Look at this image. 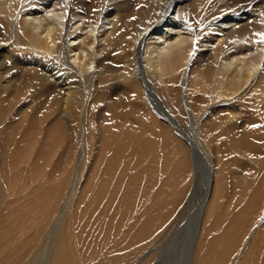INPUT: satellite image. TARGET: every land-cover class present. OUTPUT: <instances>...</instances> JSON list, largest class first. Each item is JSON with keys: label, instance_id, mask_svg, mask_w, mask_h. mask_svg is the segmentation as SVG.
I'll use <instances>...</instances> for the list:
<instances>
[{"label": "bare ground", "instance_id": "6f19581e", "mask_svg": "<svg viewBox=\"0 0 264 264\" xmlns=\"http://www.w3.org/2000/svg\"><path fill=\"white\" fill-rule=\"evenodd\" d=\"M185 1L0 0V264H264V0Z\"/></svg>", "mask_w": 264, "mask_h": 264}, {"label": "rangeland", "instance_id": "374dc122", "mask_svg": "<svg viewBox=\"0 0 264 264\" xmlns=\"http://www.w3.org/2000/svg\"><path fill=\"white\" fill-rule=\"evenodd\" d=\"M188 0H186L185 2L186 3H188L187 2ZM186 3H184V4H186ZM199 10H200V8H198V12H199ZM186 11V10H185ZM200 11H202V8H201V10ZM239 13H242V12H239ZM183 15L185 16V17H187L188 19H190L194 24H198L200 21L197 19V18H195L194 16H198L197 14L196 15H193V13H189V9H188V11H186V12H183ZM188 15V16H187ZM244 15V14H243ZM190 16V17H189ZM201 16H202V14H201ZM240 16H242V14H240ZM203 17V16H202ZM216 17V16H215ZM217 19H218V17H216ZM223 18H226V17H223ZM222 18V19H223ZM201 20V19H200ZM205 20V19H204ZM220 21H222L221 19H220ZM206 22H208V19H207V21H205V23ZM218 23H220V22H218ZM3 45H5L4 43V41L3 42H1ZM201 49H203V48H201ZM116 53H119L118 51H116ZM21 57L24 59V57H25V55H21ZM49 63V62H48ZM7 65L9 64V62L8 63H6ZM118 66V65H117ZM185 93V92H184ZM183 93V94H184ZM176 109V108H175ZM177 110V109H176ZM65 159V160H64ZM66 159L67 158H63V160L64 161H66ZM63 161V162H64ZM21 162V163H20ZM19 162V160H17V162L15 161L14 162V164H16L15 165V168L16 167H18L17 169L19 170L20 168H22V166L19 168V166L20 165H23L22 164V161H20ZM52 162H54V161H52ZM17 164H20L19 166L17 165ZM53 164V163H52ZM64 165H65V163H64ZM64 165H62V169H60V171L59 172H61V171H63V168H64ZM14 168V167H13ZM16 169V171H18ZM12 171V170H11ZM58 172V173H59ZM226 173V172H225ZM58 175V174H57ZM224 175V174H223ZM248 180H250L249 178H247ZM215 180V179H214ZM226 183V186H224V191H226V195L224 196L222 193L221 194H219V196H218V200L216 201V205H215V207H208V203L206 204V207L204 208L205 209V213H207L208 212V209L210 208H212V212H218V213H221L222 212V210H223V208H225V206H226V203H225V201L226 202H228V203H230V202H232L231 204H230V207L228 206L227 208H229V209H231V208H233V205H237L240 201L238 200V198H241L240 200H242L243 202H244V200H243V197H240L239 195H236V196H233L235 193H233V194H231L232 193V190H233V188H231L232 187V184L230 185V184H228V182H225ZM230 185V186H229ZM216 188V184H215V181H214V185H213V191H212V197H214L215 196V193H216V191H215V188ZM231 188V189H230ZM226 189V190H225ZM202 188H200L199 189V187L197 188V192H195V190H193V196H195L194 197V199L198 196H200L201 195V193H202ZM231 191V192H230ZM229 195V196H228ZM231 195V196H230ZM192 196V197H193ZM210 196V197H211ZM233 196V197H232ZM226 197V198H225ZM193 199V200H194ZM200 199V198H199ZM192 200V201H193ZM197 200H198V198H197ZM197 200H196V205H195V203L192 205V209L190 210V212H189V214H191L192 216H194V214L197 212V208L199 207V202L197 203ZM232 200V201H231ZM239 201V202H238ZM242 203V202H241ZM240 203V204H241ZM221 206H223V207H221ZM239 207V206H238ZM195 208H196V210H195ZM218 208V209H217ZM222 208V209H221ZM238 209V208H237ZM241 209V208H240ZM207 210V211H206ZM214 214V213H213ZM93 216H94V214H93ZM255 217V216H254ZM253 217V219H251L249 222H248V224L247 225H251L252 223H253V221L254 222H258L259 221V219H260V217L262 218V219H264V216L262 217V216H259V217H255L254 218ZM92 218V219H91ZM95 218L96 217H88V214L86 215V217H85V221L87 222V221H91V220H94V222L96 223V220H95ZM213 218V216H210V218L207 220L208 221V223H206V225L208 224H210L211 223V221L213 220L212 219ZM183 220H181L180 221V223H179V225H181L182 223H185L186 222V220H187V216H186V220H185V216H184V218H182ZM206 220V219H205ZM204 221V220H203ZM94 223V225H95V229H94V232H93V235H92V241L90 240V243H91V245L93 246V239H94V236H95V238L97 239V241H100L101 240V237L99 236V232H102L101 230H103L104 231V229L106 228V221H99L98 220V223L97 224H95ZM106 225V226H105ZM178 225V226H179ZM204 225V222H202V228L204 227L203 226ZM205 225V226H206ZM207 225V226H208ZM105 226V227H104ZM192 226V225H191ZM185 227V229H184V231H183V233L182 234H184V232H189V229H188V227H189V225L188 226H184ZM247 227H250V226H247ZM102 228V229H101ZM162 230H163V227L161 228ZM161 229H159L157 232H159V231H161ZM246 230H247V228H246ZM97 232H98V234H97ZM161 233L162 232H160V234L157 236L158 238H159V236L161 235ZM248 234V233H247ZM102 236H104V234H102ZM158 238H156L151 244H148V247L147 248H145V250H144V248H143V250H142V252H139V253H137L135 256H132V257H130V258H128V260H126V262H125V264H134L135 262H136V260H137V258H139L140 257V255H142V254H144V252H147L151 247L153 248V246H155L157 243H159L158 242ZM146 242H148V241H145V242H143V243H141V244H137V247H138V245H139V247H140V249H141V247L143 246V245H146V244H144V243H146ZM157 242V243H156ZM107 244H109L108 242H107ZM154 244V245H153ZM179 244H180V242H178V244H177V248H176V250H175V255H169L168 256V258L166 259V260H170L171 262H169L168 264H177L176 262L178 261V256L176 255V254H179V248L181 247V246H179ZM153 245V246H152ZM169 245H170V242H169ZM166 246H167V244H166ZM165 246V247H166ZM136 247V248H137ZM161 247L160 248H158L157 250H153L154 252L152 253V254H154L155 253V255L156 254H159L160 252H161ZM147 250V251H146ZM160 251V252H159ZM125 252V251H124ZM131 252H129V254H130ZM156 257V256H155ZM155 257H154V255H153V258L151 257L150 259H145L144 261H142V262H140L139 264H143V262H146V264H154L155 263ZM136 259V260H135ZM213 261V260H212ZM94 262V261H93ZM145 264V263H144ZM162 264V263H161Z\"/></svg>", "mask_w": 264, "mask_h": 264}]
</instances>
